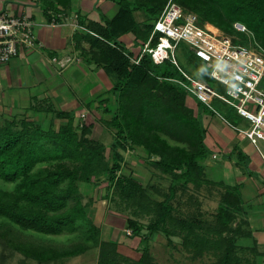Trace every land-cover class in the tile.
Here are the masks:
<instances>
[{
    "label": "trees",
    "instance_id": "1",
    "mask_svg": "<svg viewBox=\"0 0 264 264\" xmlns=\"http://www.w3.org/2000/svg\"><path fill=\"white\" fill-rule=\"evenodd\" d=\"M114 1L118 12L96 32L91 55L115 76L110 102L104 99L108 102L101 109L110 113L106 121L113 130L110 160L103 141L89 136L91 128L83 123L74 124L68 113L56 112L58 117L66 118L57 128H44L26 117L5 119L0 123V180L13 186L0 187V218L21 230L42 234H74L82 228L81 242H77L82 247L24 248L38 264L61 262L91 247L97 249L96 264H160L148 245L157 233H163L170 244L172 237L180 238L183 250L192 259L212 253L214 264H253L248 246L238 242L242 234L240 225H233L239 208L235 188H225L213 224H206L199 211L185 216L174 207L179 190L184 191L190 184L197 187L205 181L211 183L204 179L201 163L210 154L205 143L206 129L187 103V91L168 79L181 75L177 68L169 61L155 64L148 54L134 63L130 52L124 53L125 47L117 40L121 34L132 31L143 39V45L167 0ZM175 1L184 10L194 12L201 25L217 27L232 36L234 42L237 31L232 24L242 22L264 49V0ZM134 11H142L145 19L136 21ZM155 42L156 38L151 43ZM184 52L191 54L187 45L179 42L178 56ZM191 56L192 61L180 65L212 84L203 63ZM134 146L145 149L147 156L156 157L150 164L170 176L162 199L152 198L146 186L120 173L122 152ZM80 181L94 186L104 181L103 198L114 205L111 207L124 214L125 207H130L133 215L139 211L151 216L145 230L139 219L126 214V227L141 240L137 259L121 255L116 242L101 240L99 227L87 216L86 208L93 200L82 202ZM115 193L120 202H125L123 209L120 202L114 201Z\"/></svg>",
    "mask_w": 264,
    "mask_h": 264
},
{
    "label": "crops",
    "instance_id": "2",
    "mask_svg": "<svg viewBox=\"0 0 264 264\" xmlns=\"http://www.w3.org/2000/svg\"><path fill=\"white\" fill-rule=\"evenodd\" d=\"M0 12L27 15L34 21L35 34L31 46L21 47L16 56L0 65V123L5 119L26 117L44 128H57L66 118L58 117L56 112H65L73 116L74 124L81 125L93 111L110 102L109 92L115 76L97 64L91 55L92 44L105 26V20L118 12L114 0H0ZM137 13L133 12L136 21H142L138 20ZM208 26L215 32H222L211 24ZM118 40L125 47L124 53L128 52L126 45L137 47L138 41L139 44L142 41L132 31L121 34ZM129 52L132 57L138 54ZM261 83L264 87V76ZM106 98L108 101H104ZM186 98L206 129V145L213 146L203 164L204 179L216 184L218 189H236L239 208L233 225H240L239 240L250 239L242 245L248 246V257L253 264H264V162L260 152L227 118L231 124L198 104L193 96ZM221 149L227 151L225 162H212L219 159ZM205 183L194 187L193 193L188 192L187 199L198 200L197 204L199 200H206ZM89 186L98 187L78 182L79 193ZM96 204L100 205L97 209ZM86 211L93 224L99 227L101 240L116 242L118 252L128 258L135 254L138 256H133L134 259L139 257L141 240L126 232V214L111 207L107 200H93ZM198 211L201 214L199 207ZM201 216L205 218L204 212ZM124 237L131 240L127 242ZM90 249L96 250L92 263L96 264L97 249ZM90 249L73 256L88 254Z\"/></svg>",
    "mask_w": 264,
    "mask_h": 264
},
{
    "label": "built area",
    "instance_id": "3",
    "mask_svg": "<svg viewBox=\"0 0 264 264\" xmlns=\"http://www.w3.org/2000/svg\"><path fill=\"white\" fill-rule=\"evenodd\" d=\"M33 25L34 21L27 15L0 12V65L16 56L21 47L34 43ZM232 25L237 32L253 37L242 22L234 21ZM154 38L156 42L152 44ZM179 42L187 45L190 53L203 63V70L209 73L212 81L224 87L223 91L180 65L177 57ZM144 54H148L155 64L172 63L181 75L168 79L228 124L231 123L217 112L213 102L219 100L233 108L250 122V126L242 129L231 124L232 127L258 150L260 143L264 146V87L260 85L264 76V49L257 41L252 39L250 45L234 42L232 36L201 25L194 12L184 10L175 0H168L154 20L139 53L130 58L139 63ZM259 152L264 162V155ZM126 232L131 234L130 229Z\"/></svg>",
    "mask_w": 264,
    "mask_h": 264
},
{
    "label": "rangeland",
    "instance_id": "4",
    "mask_svg": "<svg viewBox=\"0 0 264 264\" xmlns=\"http://www.w3.org/2000/svg\"><path fill=\"white\" fill-rule=\"evenodd\" d=\"M168 1V0H167ZM165 6V5H164ZM138 20L141 18L144 20V15L142 11H138ZM140 14L142 16H140ZM146 25V23H143ZM205 25L208 26L207 23ZM209 27V26H208ZM234 36L236 37V42L243 43L246 45H250L252 42V37L247 33H234ZM258 37V35H257ZM119 37L117 38V40ZM142 41L138 45L133 46L132 48L130 46L126 45V50L128 52L131 50L135 54L139 53L140 48L142 46ZM138 48V49H137ZM131 53V52H130ZM134 54V55H135ZM177 57L180 63H184V61H192L193 57L189 53H183L179 54L177 53ZM212 85H216V87L223 91L224 87L221 84H215V82L212 81ZM262 86V83L260 84ZM214 108H216L223 116H226L228 120L235 125L236 127L245 129L250 126V122L243 118L242 116L238 115L235 110L228 105L224 104L223 102L219 100H215L213 102ZM92 113V112H91ZM96 113V114H95ZM95 113L93 111V114H90L88 117V120L83 121L85 124V127H90V135L93 138L99 139L103 141V143L106 146V156H108V160H110V143L112 141V134L113 130L109 128L106 125L107 119L110 118V113H107L105 111H102L101 109H96ZM1 122V120H0ZM82 126V125H81ZM210 130V129H209ZM211 131V130H210ZM209 148V151L213 150V146L207 145ZM259 151L264 155V146L262 143L258 145ZM219 154L218 160H212L214 163H224L227 159V151L225 149H221ZM123 158L121 159V165L122 168L120 170V173L125 174L127 176H131L135 178L137 181H139L142 185L146 186L148 195H150L152 198L160 200L163 197V194L167 191L168 185L171 181V178L169 175L162 173L160 170L152 166L150 164V160H153L156 157L147 156V152L142 147L134 146L133 148H127L123 152ZM206 158L201 160L202 164H206ZM101 180V179H100ZM210 182V181H209ZM101 185H98V187H86L80 192L81 199L85 202L86 200H94L100 201V200H106L103 198L104 194V181L100 183ZM205 186L203 189L205 190L204 195L208 199L206 200H199V204H197L198 200H188V192L193 193L192 190L194 189V185H188L184 191L179 190L176 194L177 201L174 202V205L176 206V210L178 212L183 213V215L187 216L191 213H194L197 211L198 207L202 212L205 214L206 218V224H213L215 222V212L217 210L218 203H220L221 195L224 192L222 189H218L216 184L214 183H205ZM12 184L4 183L0 180V187L1 188H7L11 189ZM217 187V188H216ZM114 201L120 202L119 197L113 195ZM112 196V197H113ZM184 198V199H183ZM122 209L124 206V203L120 202ZM113 204H111L112 206ZM99 204L95 205V208L97 209ZM114 206V205H113ZM126 208V214L127 215H133L132 208L125 207ZM137 219L141 221V223L144 225V229L147 230V223L149 222V219L151 216L141 214V212L138 211V214L133 215ZM82 228L77 233L69 234V233H61L58 235H51V234H42V233H36L30 230H21L16 225L10 223L7 219L0 218V264H38L34 258H31L28 256V252L24 250V248H35L40 250V248L44 247H55L56 249L64 250L70 248L72 245H77L82 247V244H77V242H81V234H82ZM153 235V234H151ZM125 241H130L131 239L124 237ZM172 243L170 244L168 241V238L163 233H157L153 235L151 240H149L148 245L150 246L151 252L153 256L155 257V260L159 262L160 264H214L215 257L212 255V253H205L203 257H199L196 259H192L189 252H185L180 244V238L178 237H172L171 238ZM245 241V242H243ZM247 241V242H246ZM250 242V239L243 238L242 240H239V244H247ZM137 246V244H134ZM25 246V247H24ZM18 247V249H17ZM20 247V249H19ZM22 248V249H21ZM76 248V247H75ZM138 248V246H137ZM90 249V248H89ZM96 250L90 249L87 253L79 254L76 256L68 257L64 259V261L58 262L56 261L51 262L49 264H92L95 262V255ZM121 251V250H120ZM122 252V251H121ZM122 255V254H121ZM126 255V254H124ZM123 255V256H124ZM130 255V254H129ZM134 257L138 255H133ZM133 256H129L131 259H134ZM126 257V256H124ZM251 258V257H250Z\"/></svg>",
    "mask_w": 264,
    "mask_h": 264
}]
</instances>
